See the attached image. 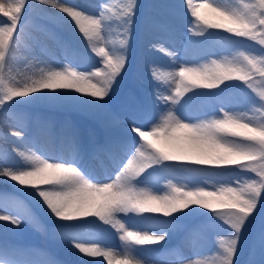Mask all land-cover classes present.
<instances>
[{
    "label": "snow or ice",
    "instance_id": "obj_1",
    "mask_svg": "<svg viewBox=\"0 0 264 264\" xmlns=\"http://www.w3.org/2000/svg\"><path fill=\"white\" fill-rule=\"evenodd\" d=\"M34 2L51 5L64 13L70 20L56 17L55 22L74 26L86 44L81 50L63 41L64 64L41 69L22 81H6L5 65L20 33L28 0H0L3 18L0 19V109L16 104L17 98H27L28 102L98 114L127 66L137 0H126L118 15H108L112 11L109 0H100L95 11L69 0ZM185 2L194 18L185 47L212 36L228 47L249 41L253 47L203 65L181 64L168 74V81L174 84L169 95L164 94L168 92V83L160 81L150 69L152 81L157 84L152 93L156 104H150L147 94L140 98L135 91L130 92L126 106L142 123L136 124L135 118L131 119L129 123L134 126L126 136L106 141L99 149L110 156L115 170L114 178L111 172L105 176L108 182H101L90 170L79 148H75L70 158L42 151L20 153L28 163L18 160L7 164L0 175L20 185L17 191L24 192L32 203L15 193L0 194V221L20 225L38 220L32 207L35 205L48 218L56 238L61 243H70L73 250L82 254L85 264H140L136 255L138 246L159 244L184 218L211 213L206 224L220 220L229 229L219 237L212 264H236L240 238L248 225L257 215L264 225V88L258 91V100L248 91H257V79L264 83V0ZM113 19L120 31L115 40H106L105 26ZM28 22L25 19L24 23ZM167 31L169 34L151 47L172 58L170 63L175 66L173 52L164 47L175 38L171 30ZM91 54L99 60L90 64L91 70H83L82 66L93 60ZM198 89L216 90L221 103L243 93L249 96L251 104L259 103V107L186 115L187 107L195 99L209 95ZM161 101L163 110L159 107ZM149 125L148 130H142ZM132 133L138 135L139 141ZM70 142L75 145V134L70 136ZM169 168L190 182L220 177L218 186L205 183L186 190V186L170 181L163 195L156 194L161 191L157 186H140L151 183L149 177L156 169ZM229 174L231 179H226ZM200 209L207 211L200 213ZM113 230L118 234L122 251H114L108 243ZM260 243L264 249V229ZM49 264L62 262L49 261ZM190 264L205 262L197 260Z\"/></svg>",
    "mask_w": 264,
    "mask_h": 264
},
{
    "label": "rangeland",
    "instance_id": "obj_2",
    "mask_svg": "<svg viewBox=\"0 0 264 264\" xmlns=\"http://www.w3.org/2000/svg\"><path fill=\"white\" fill-rule=\"evenodd\" d=\"M59 2L65 3V0H59ZM125 2L126 0H109L112 11L108 15L114 13L118 15V9ZM69 3L88 5L89 11H95L100 0H69ZM137 3L135 22L127 49V66L116 82L110 98H106V106L100 109L98 114L40 102H31L34 106L31 111L13 104L0 109V170L7 164L17 163L18 160L27 164L28 161L24 160L20 153L39 154L42 151L50 156L70 158L75 148H79L90 170L101 182H108L105 176L111 172L114 178L115 170L112 168L110 156L99 149L106 141L126 136L130 128L134 126L129 123L131 119L135 118L136 124L142 123L134 111L126 106L130 92L135 91L140 98L147 94L150 104H156V97L152 93L157 84L152 81L151 71L157 73L160 81L168 83V92L164 94L169 95L174 84L168 81V74L175 72L181 64L188 67L203 65L211 60L231 56L253 47L250 41L238 42L235 46L228 47L216 36L185 47L184 41L190 34L189 29L194 27V18L187 10L185 0H137ZM31 7L43 19L33 15L29 10L27 15H23L20 33L13 42V48L5 65L3 74L6 81H22L41 69L46 70V67L50 65L58 67L64 64V53L61 47L63 41L70 42L73 48L84 50L86 41L83 40L82 34H78L74 26L70 27L63 21L55 22L56 17H65L64 13L51 5L36 4L34 0H31ZM25 19L29 21L27 24L24 23ZM66 19L70 20V18ZM167 30H171L175 38L164 47L173 52L175 66L170 63L172 58L151 47L169 34ZM118 31L120 29L116 27L113 19L105 26L104 38L115 40ZM88 51L90 52V49ZM91 55L93 60L84 64L83 70H91L90 64L99 60L95 54ZM261 88H264V83L257 79V91H248L258 100V91ZM197 91L209 95L195 99L187 107L186 115L196 116L205 111L213 115L222 114V111L230 109L245 111L251 107H259V103L251 104L249 96L243 93H238L221 103L215 95L216 90L198 89ZM159 107L161 110L164 109L162 101ZM249 115L252 113L249 112ZM149 127L150 125L142 130H148ZM16 133L20 134L19 137L15 135ZM72 134H75V145L70 142ZM133 137L139 141L138 136ZM231 176L232 174H229L225 178L231 179ZM219 179L220 177L206 180L199 178L198 182H190L181 178V174L171 168L156 169L149 177L151 183L140 186L150 188L157 186L161 191L156 194L163 195L170 181L186 186L187 190L191 187L204 186L205 183L218 186ZM20 187L16 182L0 175V194L15 193L16 196L23 197L31 204V200L24 192L17 191ZM32 207L39 217L38 220L33 219L31 223L25 222L20 225H10L8 222L0 221V264H7L8 261H14L15 264H49V261H60L62 264H85L82 254L73 250L70 243H61L56 238L48 218L35 208V205ZM206 211L203 210L200 213ZM211 215L208 213V215L188 216L168 234L165 241L156 245L138 246L136 255L140 264H190L191 261L197 260L212 264L216 258L219 237L227 234L229 229L220 220L206 224ZM204 224L206 227L201 229L200 226ZM262 229L264 225L257 215L240 238L235 256L236 264H249V261L264 264V249L261 248L260 243ZM108 243L114 251L123 250L118 234L114 230L108 236Z\"/></svg>",
    "mask_w": 264,
    "mask_h": 264
},
{
    "label": "trees",
    "instance_id": "obj_3",
    "mask_svg": "<svg viewBox=\"0 0 264 264\" xmlns=\"http://www.w3.org/2000/svg\"><path fill=\"white\" fill-rule=\"evenodd\" d=\"M28 10L31 11L33 15H36L40 19H43V17L41 15H39L38 13H36L35 10L31 7V0H28L27 9H24L23 15H27L28 14ZM0 19H3V18L0 17ZM17 100H18V102L16 104H13L14 106L23 108L26 111H31L32 108H34V106L31 104V102H28L27 99L23 100L21 98H17Z\"/></svg>",
    "mask_w": 264,
    "mask_h": 264
},
{
    "label": "bare ground",
    "instance_id": "obj_4",
    "mask_svg": "<svg viewBox=\"0 0 264 264\" xmlns=\"http://www.w3.org/2000/svg\"><path fill=\"white\" fill-rule=\"evenodd\" d=\"M81 36H82V35H81ZM98 59H99V58H98ZM50 67H51V65H50ZM46 70H47V67H46ZM118 130H120V129H118ZM123 130H124V129H123ZM128 130H129V129H128ZM124 131H125V130H124ZM126 131H127V130H126ZM133 134H135V133H133ZM133 134H132V135H133ZM133 136H138V135L135 134V135H133ZM203 210H204V209H200V212L203 211ZM72 249H73V248H72ZM191 259H193V258H191Z\"/></svg>",
    "mask_w": 264,
    "mask_h": 264
}]
</instances>
